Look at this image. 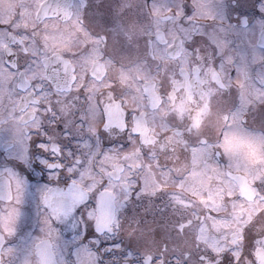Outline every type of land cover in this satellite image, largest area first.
Here are the masks:
<instances>
[{
  "label": "flooded vegetation",
  "instance_id": "obj_1",
  "mask_svg": "<svg viewBox=\"0 0 264 264\" xmlns=\"http://www.w3.org/2000/svg\"><path fill=\"white\" fill-rule=\"evenodd\" d=\"M229 4L0 0V147L26 161L33 132L59 138L65 163L112 178L104 264H264V19L237 26ZM237 27L254 42L239 67L224 39ZM57 64L66 80L46 89ZM16 188L0 178V264H72Z\"/></svg>",
  "mask_w": 264,
  "mask_h": 264
},
{
  "label": "snow or ice",
  "instance_id": "obj_2",
  "mask_svg": "<svg viewBox=\"0 0 264 264\" xmlns=\"http://www.w3.org/2000/svg\"><path fill=\"white\" fill-rule=\"evenodd\" d=\"M191 15V10L186 8L185 16ZM246 18L249 21L256 18L264 19V0H230V21L239 26L240 21ZM224 39L237 67L241 62H249L254 46L250 36L237 27L236 30L226 34ZM259 47L264 49V43ZM260 54L264 56V51ZM47 71L51 79L42 82L45 83L46 89L66 80L59 64ZM244 123H247V114ZM32 136L34 138L28 140L26 161L12 158L7 148L0 147V153L3 154L0 158V178H6L9 186L12 184L17 186V195L21 204L30 192H35L40 214L49 217L62 242V253L68 250L73 256L72 264H78L76 256L85 246L96 253L95 264H104L103 241L107 237L115 236V233L102 231L96 215L100 211L106 190L109 188L115 190V182L98 170L96 174L100 176V180L96 182L94 177L82 175V165L76 164L75 161L72 164L65 163L66 158L73 159V157L71 149L59 138H41L35 132ZM120 147L123 148L124 145ZM78 191L83 192L86 198L77 201L75 196ZM65 206L70 210L60 213L59 216L55 214L59 208ZM222 264H236V261L234 257L224 255Z\"/></svg>",
  "mask_w": 264,
  "mask_h": 264
},
{
  "label": "rangeland",
  "instance_id": "obj_3",
  "mask_svg": "<svg viewBox=\"0 0 264 264\" xmlns=\"http://www.w3.org/2000/svg\"><path fill=\"white\" fill-rule=\"evenodd\" d=\"M198 178V177H197Z\"/></svg>",
  "mask_w": 264,
  "mask_h": 264
}]
</instances>
